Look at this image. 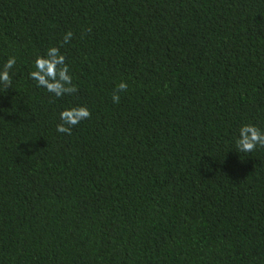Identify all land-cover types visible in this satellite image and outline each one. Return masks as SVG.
Masks as SVG:
<instances>
[{
    "label": "trees",
    "instance_id": "trees-1",
    "mask_svg": "<svg viewBox=\"0 0 264 264\" xmlns=\"http://www.w3.org/2000/svg\"><path fill=\"white\" fill-rule=\"evenodd\" d=\"M51 46L77 93L29 78ZM10 56L0 264H264V0H0Z\"/></svg>",
    "mask_w": 264,
    "mask_h": 264
},
{
    "label": "clouds",
    "instance_id": "clouds-1",
    "mask_svg": "<svg viewBox=\"0 0 264 264\" xmlns=\"http://www.w3.org/2000/svg\"><path fill=\"white\" fill-rule=\"evenodd\" d=\"M73 33L68 31L63 36V42H70ZM16 65L15 56H10L0 68V87L6 91L12 88V76L10 70ZM29 78L36 82L37 87L46 89L49 93L59 98L65 95L77 93L78 88L73 84L72 76L65 57L56 46L49 47L45 54L37 56L34 61V70L29 73ZM128 84L121 81L112 92L113 103H120V92L126 91ZM91 112L86 106H73L63 109L59 113L60 123L57 124V132L71 135L72 128L81 121L89 119ZM235 138V147L238 153H251L257 146L264 148V131L253 124H243Z\"/></svg>",
    "mask_w": 264,
    "mask_h": 264
}]
</instances>
